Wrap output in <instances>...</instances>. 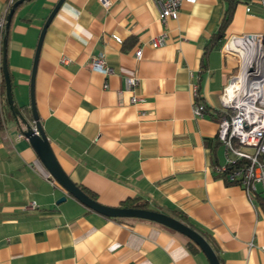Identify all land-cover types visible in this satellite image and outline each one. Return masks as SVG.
I'll return each mask as SVG.
<instances>
[{"label": "crops", "instance_id": "obj_1", "mask_svg": "<svg viewBox=\"0 0 264 264\" xmlns=\"http://www.w3.org/2000/svg\"><path fill=\"white\" fill-rule=\"evenodd\" d=\"M56 1L26 0L11 16L6 59L17 106L30 109L35 48ZM7 4L0 0V15ZM224 8V0H183L162 24L152 0H112L107 9L97 0H63L42 38L33 97L58 163L96 200L119 206L139 197L169 215L178 209L210 233L222 264H264V204L213 169L224 161L220 94L242 61L205 48ZM263 11L262 0H240L224 39L264 33ZM163 31L164 43L152 46ZM99 54L111 74L88 66ZM128 76L135 86H126ZM2 89L5 97L0 68V264H209L177 231L104 216L69 195L15 119L4 118ZM196 103L205 105L201 115Z\"/></svg>", "mask_w": 264, "mask_h": 264}, {"label": "built area", "instance_id": "obj_2", "mask_svg": "<svg viewBox=\"0 0 264 264\" xmlns=\"http://www.w3.org/2000/svg\"><path fill=\"white\" fill-rule=\"evenodd\" d=\"M15 0H8L4 12L0 15V38L3 34L6 14ZM104 8H109L112 0H97ZM158 7V19L164 24L168 18H176L183 0H152ZM195 1V0H186ZM264 8V0H262ZM248 10L249 8L246 7ZM264 15V11H263ZM111 37L120 42L121 38L115 34ZM166 33L163 31L150 40L152 46L164 43ZM262 34H232L229 35L221 49L226 54H236L242 59L246 57L248 66L242 61L236 74L229 77L220 94L221 113L218 121L217 138L224 148V161L214 165L218 175H223L229 182L238 184L252 201L259 193L258 187H264V49ZM232 41L235 46H228ZM140 47L134 51L139 57ZM64 61V59H62ZM88 66L92 70L105 75L113 72L103 55L91 57ZM126 86L133 87L137 79L133 76L125 77ZM137 98L132 96L131 101ZM196 115L204 111L202 103L193 107ZM264 191V190H263ZM264 200V194L262 195Z\"/></svg>", "mask_w": 264, "mask_h": 264}, {"label": "water", "instance_id": "obj_3", "mask_svg": "<svg viewBox=\"0 0 264 264\" xmlns=\"http://www.w3.org/2000/svg\"><path fill=\"white\" fill-rule=\"evenodd\" d=\"M26 0H15L12 5L9 7L6 14L3 37L1 39V62L0 68L4 83L5 98L12 115L15 118V121L19 127L21 133L27 138L30 145L35 150L41 162L44 164L48 170L50 176L55 179L65 190L66 192L85 205L87 208L96 211L104 216L109 217H129V218H139L146 219L156 223H159L165 227H168L174 231H177L193 241L205 255L209 264H220L216 253L206 239L194 228L181 221L180 219L166 214L162 211L151 209L148 207H135V206H111L106 205L98 200L91 198L84 191H82L78 185L72 181L69 176L64 172L60 164L58 163L53 150L50 146V143L42 129L41 123L36 112L34 97H33V76L36 68V61L38 58V53L40 45L42 42L43 35L45 30L51 21L52 17L56 13L57 9L63 2V0H57L54 6L52 7L50 13L47 15L46 19L43 22L41 27L39 37L37 40L34 60L32 65V72L30 78V109L32 114V120L29 121L21 113L17 105L14 103L12 89H11V79L7 67L6 59V50H7V33L11 20V16L16 9V7ZM65 197L62 196L57 199V201L63 200Z\"/></svg>", "mask_w": 264, "mask_h": 264}, {"label": "trees", "instance_id": "obj_4", "mask_svg": "<svg viewBox=\"0 0 264 264\" xmlns=\"http://www.w3.org/2000/svg\"><path fill=\"white\" fill-rule=\"evenodd\" d=\"M225 1V8H224V13L222 16V19L218 25V27L216 28V30L211 34L210 39L208 41L207 46L205 47L206 50L212 47L215 48H220L223 43H224V35H225V29L228 25V23L230 22V19L232 17V13L234 10L235 5L240 1V0H224ZM2 37V36H1ZM1 39V38H0ZM3 86V85H2ZM11 89H12V82H11ZM2 94H3V89H2ZM197 101H201V99L199 98V96H197ZM2 113L4 114V118L7 119H15L14 116L11 113V110L9 108V105L7 104L6 98L4 97V94L2 96ZM19 108V110L21 111V113L24 115V117L28 120L32 119V114H31V109L24 107V106H17ZM205 105H204V111H205ZM217 111V116H220V112L218 110ZM78 187L84 191L87 195H89L91 198L96 200V196L94 193L90 192L85 186H83L82 184H77ZM255 200L256 202H258L260 205L264 204V200L263 197L260 195V193H257L255 195ZM119 206H135V207H146V203L145 201H141L139 199V197H133V198H128V199H124L119 203ZM172 211V215L175 216L176 218L180 219L181 221L185 222L186 224H188L189 226H191L192 228L196 229L205 239L206 241L210 244V246L213 248L214 252L216 253V256L220 262V264H222V258L220 257V255L218 254L217 251V245L215 240L213 239V237L210 235V233H208L206 230L202 229L201 227H199L198 225H196L193 221H191L186 214H184L182 211H179L178 209H171ZM109 217V216H108ZM114 218V217H111ZM115 219H122V218H115ZM186 244L188 246V248L193 252V253H198L201 252L200 248L190 239L187 238L186 240Z\"/></svg>", "mask_w": 264, "mask_h": 264}, {"label": "bare ground", "instance_id": "obj_5", "mask_svg": "<svg viewBox=\"0 0 264 264\" xmlns=\"http://www.w3.org/2000/svg\"><path fill=\"white\" fill-rule=\"evenodd\" d=\"M227 45L228 46H231V47H234V49H237V50H239L236 46H235V44L232 42V41H229L228 43H227ZM242 65L245 67V66H248V61H247V58L246 57H242Z\"/></svg>", "mask_w": 264, "mask_h": 264}]
</instances>
